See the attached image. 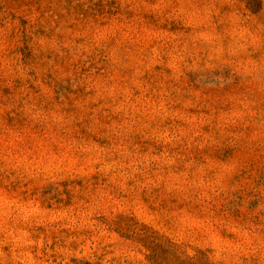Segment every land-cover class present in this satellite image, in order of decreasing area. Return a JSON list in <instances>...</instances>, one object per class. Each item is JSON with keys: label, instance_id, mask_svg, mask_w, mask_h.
Returning a JSON list of instances; mask_svg holds the SVG:
<instances>
[{"label": "rangeland", "instance_id": "1", "mask_svg": "<svg viewBox=\"0 0 264 264\" xmlns=\"http://www.w3.org/2000/svg\"><path fill=\"white\" fill-rule=\"evenodd\" d=\"M0 264H264V0H0Z\"/></svg>", "mask_w": 264, "mask_h": 264}]
</instances>
